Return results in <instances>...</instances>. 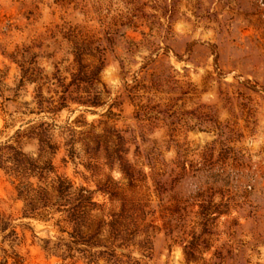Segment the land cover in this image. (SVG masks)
<instances>
[{
    "label": "rangeland",
    "instance_id": "374dc122",
    "mask_svg": "<svg viewBox=\"0 0 264 264\" xmlns=\"http://www.w3.org/2000/svg\"><path fill=\"white\" fill-rule=\"evenodd\" d=\"M32 44L50 79L44 96L57 98L60 84L75 89L78 55L87 66L81 86L101 93V105L73 101L37 115L57 135L96 125L97 159L83 142L80 158L62 147L58 172L93 189L117 182L115 205L149 188L156 223L172 218L175 238L160 233L151 264H264V0H0V70L10 84L19 69L8 54ZM122 142L127 164L111 166ZM129 162L147 175L136 187ZM15 195L0 169V210L18 216ZM29 225L44 235L41 223ZM24 230L29 263L55 264ZM191 244L198 261H187Z\"/></svg>",
    "mask_w": 264,
    "mask_h": 264
},
{
    "label": "trees",
    "instance_id": "16d2710c",
    "mask_svg": "<svg viewBox=\"0 0 264 264\" xmlns=\"http://www.w3.org/2000/svg\"><path fill=\"white\" fill-rule=\"evenodd\" d=\"M35 44L16 46L8 54L17 64L19 74L14 84L8 82V70H0V169L7 174L16 191L15 199L23 205L19 215L0 210V264H30L21 247L27 243L24 227L31 230L30 245L39 246L47 260L56 259L55 264H151L155 257V242L165 230V239H173L175 228L171 220L163 225L156 223L158 210L151 208L146 189L141 195L133 194L114 202L119 193L115 185L93 189L85 182H77L69 175L59 173L53 163L54 155L64 147L70 158H80V142L90 149L89 158L97 159L99 142L95 137L96 125L89 123L87 129L76 130L67 126L57 135L52 124L37 122V115L45 112L57 113L70 102L78 101L92 106L101 105V93L91 96L88 87L81 86L86 76V67L77 56L73 74L75 89L69 85L56 90L58 97L43 95L44 86L50 80L43 69L35 65ZM51 56H54L52 53ZM99 70V69H98ZM35 84L30 100L28 85ZM84 91L86 96L79 95ZM74 93L76 96H74ZM59 137V138H58ZM96 146H91L95 145ZM123 143L115 150L111 166L115 161H127V148ZM26 146L34 147L24 151ZM89 162L87 169H95ZM156 184L162 181L163 173L152 165ZM125 168H123L124 170ZM129 186L136 187L141 171L129 162ZM110 179H108L109 181ZM109 193L108 201H100L97 191ZM160 217L165 218L164 210ZM28 219L27 223H15L17 219ZM37 221L43 225L39 230L29 224ZM185 251L188 262L198 261L194 244Z\"/></svg>",
    "mask_w": 264,
    "mask_h": 264
}]
</instances>
